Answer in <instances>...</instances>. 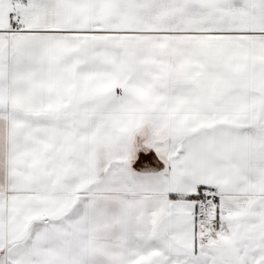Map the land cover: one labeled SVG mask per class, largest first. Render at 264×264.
Segmentation results:
<instances>
[{
    "label": "snow or ice",
    "instance_id": "6c2138e0",
    "mask_svg": "<svg viewBox=\"0 0 264 264\" xmlns=\"http://www.w3.org/2000/svg\"><path fill=\"white\" fill-rule=\"evenodd\" d=\"M0 264H264V0H0Z\"/></svg>",
    "mask_w": 264,
    "mask_h": 264
}]
</instances>
